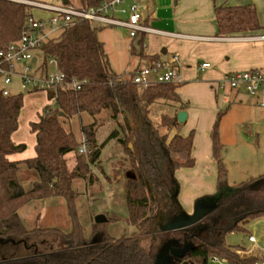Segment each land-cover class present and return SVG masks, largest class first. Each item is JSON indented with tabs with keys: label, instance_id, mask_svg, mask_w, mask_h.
<instances>
[{
	"label": "trees",
	"instance_id": "trees-1",
	"mask_svg": "<svg viewBox=\"0 0 264 264\" xmlns=\"http://www.w3.org/2000/svg\"><path fill=\"white\" fill-rule=\"evenodd\" d=\"M24 1L0 0V51L18 40L27 27L33 7ZM101 1L77 0L84 8L96 6ZM215 13L218 36H250L263 29L252 4L220 5ZM105 28L86 20L79 21L40 48L43 67L48 68V62L54 60L68 80L77 79L83 84L79 90L58 87L47 91L52 104H47L38 121L30 124L37 138L36 156L22 162L11 160L9 155L27 148L26 144H17L12 138L19 128L25 94L5 95L0 83V245L7 241L20 244L31 234L57 233L62 238L57 250L0 259V264H156L152 249L143 244L145 237L149 236L151 242L156 243L160 220L188 215L178 200L180 184L175 172L196 163L193 155L195 131L187 135L180 131L182 123L178 120V113L186 107L178 93L181 83H153L144 87L133 81L138 68L126 79L117 74L97 33ZM145 36L140 33L133 38L136 44L132 43L131 53L145 59L147 66L153 68L163 61L160 56L148 55L144 51ZM227 110L218 113L212 131L213 157L218 171L217 190L214 195L206 197L216 200L213 213L221 212L218 223L221 231L215 228V231L202 235L183 234L179 242L186 241L193 246L178 264L183 261L210 264L212 259L224 260L228 264H256L261 260L258 254L242 255L240 251L244 249L225 241L227 233L246 232L249 223L264 217V173L234 185L228 184L225 146L220 132ZM155 112L158 116L154 118ZM85 113L93 117V122L81 124L80 130L86 136L89 148L88 154H81V139L66 127V123ZM102 113H106L107 121L114 123L107 140L115 139L122 145L137 176L136 179L126 177L125 183L126 221L135 225L137 231L119 238L108 232V221L95 222L91 233H85L77 207L80 192L74 187L75 179L92 183L90 165L99 159L106 144L99 143L97 132L98 117ZM72 156L75 163L71 168L69 160ZM21 164L38 173V180L29 190L20 181ZM166 180L169 194L166 199L159 200L155 195L157 185ZM53 197L65 200L70 230L36 227L30 231L20 209L32 201ZM156 201L158 207L150 215Z\"/></svg>",
	"mask_w": 264,
	"mask_h": 264
},
{
	"label": "crops",
	"instance_id": "crops-1",
	"mask_svg": "<svg viewBox=\"0 0 264 264\" xmlns=\"http://www.w3.org/2000/svg\"><path fill=\"white\" fill-rule=\"evenodd\" d=\"M146 3L148 23L158 32L146 34L144 51L148 55L160 56L166 64L174 55L179 57L177 72L181 85L178 93L186 103L180 111L188 114L180 131L183 135L195 131L193 155L196 163L193 167L177 170L175 176L180 184L179 203L188 215H192L197 199L214 195L217 190L218 171L213 157L212 131L220 111L228 109L220 126L228 184L234 185L264 173L260 142L264 134V107L259 106L255 96L243 90L219 88L227 73L264 68V0H147ZM247 4L256 7L263 29L250 36H218L216 7ZM33 14L47 16L37 10H33ZM130 41L132 46L135 41L131 37ZM138 61L133 70L142 68L139 64L143 60L138 58ZM203 63L210 66L203 69ZM37 93L33 94L38 96ZM44 95L46 102L25 118V127L19 120V128L12 138L17 144H26L27 148L9 155L11 160L22 162L36 156L37 138L30 124L38 121L43 108L50 102L46 92ZM251 132L256 135V141L252 140ZM212 201L209 199L204 203ZM208 208L210 213L213 212L214 209Z\"/></svg>",
	"mask_w": 264,
	"mask_h": 264
},
{
	"label": "rangeland",
	"instance_id": "rangeland-1",
	"mask_svg": "<svg viewBox=\"0 0 264 264\" xmlns=\"http://www.w3.org/2000/svg\"><path fill=\"white\" fill-rule=\"evenodd\" d=\"M73 1L77 2V0ZM97 33L100 39L105 43V49L112 69L116 73H120L123 78H129L130 72L138 65L139 61L138 57L131 53V41L128 31L121 27H107L99 30ZM35 54L42 60L40 51H36ZM139 65L142 68L145 67V61H141ZM151 77H154V75L152 74ZM17 81L16 79L15 91H19L17 88ZM12 88H14V85ZM39 94L38 96L33 93L25 94L24 108L20 119L24 127L26 125L25 118L31 116L35 109L46 102L44 92H39ZM48 104H52V101ZM153 115L154 118L158 116L156 112ZM106 118V113H102L99 116V125L97 127L98 139L100 144L104 142H106V144L101 151L99 159L90 165L91 174L89 175L92 176L90 179L92 183L88 184L86 180L75 179L74 187L80 192V196L77 199V207L79 218L85 228V233L89 235L95 224V217L98 214H104L108 219V232L112 236L119 238L123 235L129 236L137 231L135 225L126 221L128 215V205L125 198L126 175L128 171L133 172V170L131 169V164L125 155L122 145L115 139L107 140L108 135L113 129L114 123L107 121L108 119ZM91 122H93V117L85 113L82 114V116L74 117L71 122L66 123V127L73 130L81 139V124H88ZM251 134L252 140L256 141L254 132H251ZM260 142L262 152L261 160L264 161V134L261 136ZM74 163L75 157L72 156L69 160L71 168ZM19 177L23 187L29 190L32 184L38 180V173L35 170L27 168L24 164H21ZM168 194L169 185L167 180L159 182L155 192L156 197L162 200V198H165ZM206 197L207 196L197 199V210H195L194 214H182L183 216H179L175 219L172 218L173 226L177 224L181 226L179 229L180 231L174 229L165 230L164 227H167L166 223H168L169 220L164 218L159 221L161 228H157V231H159L157 242H151V238L146 236L143 242L144 246L151 248L155 257H157L161 252L163 244L167 240L172 239L179 241L178 239L186 232L195 235L199 233L202 235L209 231H215V228L216 231H221L218 227L221 212H207L208 207L212 209L217 207L216 200L211 198L213 200L211 203H204L209 200L208 198L206 199ZM204 206L207 207H205V210L203 208ZM152 207L150 215L155 213L158 202H153ZM19 213L30 231L36 227L57 228L61 231H69L71 228L70 216L63 198L53 197L32 201L23 206ZM246 229V232L227 233L225 235V241L228 244L244 249L240 251L242 255H249L250 253L260 255L261 260L259 264H264V217L253 220L246 226ZM250 234L256 238V242H250ZM61 241V235L57 233H45L40 236L31 234L26 237V240L21 241L20 244L19 242L7 241L0 245V259L22 257L38 251L51 252L58 249ZM184 243L187 242L182 241L166 244V249L171 255L175 246H182ZM210 264L228 263L224 260L212 259Z\"/></svg>",
	"mask_w": 264,
	"mask_h": 264
},
{
	"label": "built area",
	"instance_id": "built-area-1",
	"mask_svg": "<svg viewBox=\"0 0 264 264\" xmlns=\"http://www.w3.org/2000/svg\"><path fill=\"white\" fill-rule=\"evenodd\" d=\"M24 2L31 5L33 10L44 12L47 16L34 14L29 16L27 27L21 32L19 39L0 51V83L5 95L47 93L48 90H56L58 87L81 89L82 81L68 80L54 60L48 62V68L43 67V60L35 54L49 39L55 38L79 21L86 20L99 27L125 28L131 38L137 37L140 33L158 32L148 23L147 0H102L98 5L87 8L81 7L73 0ZM178 62L179 57L174 55L169 64L158 62L153 68L151 66L138 68L135 70L133 81L144 87L153 83H179ZM201 66L204 69L210 64L203 63ZM152 74L154 77H151ZM16 79L19 91H15ZM219 88L243 90L255 96L259 106L264 107V68L227 73ZM79 152L81 154L88 152L85 135L81 137ZM249 240L256 242L254 236H250Z\"/></svg>",
	"mask_w": 264,
	"mask_h": 264
},
{
	"label": "water",
	"instance_id": "water-1",
	"mask_svg": "<svg viewBox=\"0 0 264 264\" xmlns=\"http://www.w3.org/2000/svg\"><path fill=\"white\" fill-rule=\"evenodd\" d=\"M34 60H36V59H34ZM187 117H188V114L185 111H183V110L178 113V120H179L180 123H184L186 121ZM126 177L129 178V179H136L137 176H136V174L134 172L128 171ZM206 208H204V210ZM196 210H197V207H196ZM207 212H210L209 208L207 209ZM179 216H183V215H178L175 218H177ZM107 221H108V219L106 218V216L104 214H98L95 217V222L96 223H105ZM172 222H173V219L170 222L166 223L167 227H164V229L165 230L166 229H174L175 230V229H178V228L181 227L178 224L176 226H173ZM173 242L178 243L179 241H175V240L169 239L163 244L161 252L156 257V264H178V262L183 257H185V255L189 252V250L193 246V244H185L184 247L179 246V245L177 247L175 246L176 248L175 247L173 248L172 254L170 255L168 250L166 249V244H171ZM179 264H191V263L188 262V261H183V262H181Z\"/></svg>",
	"mask_w": 264,
	"mask_h": 264
}]
</instances>
